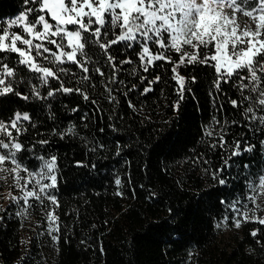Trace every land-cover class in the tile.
<instances>
[{
    "label": "snow or ice",
    "instance_id": "6c2138e0",
    "mask_svg": "<svg viewBox=\"0 0 264 264\" xmlns=\"http://www.w3.org/2000/svg\"><path fill=\"white\" fill-rule=\"evenodd\" d=\"M61 142L81 147L71 163L92 187L107 179L125 200L138 187L162 202L174 193L151 184L150 169H182L175 192L191 193L217 230L255 225L248 234L264 253V0H0V225L42 217L19 241H35L39 258L26 247L17 264H45L44 248L60 253L76 236L79 206L63 213L72 224L60 214ZM133 156L147 189L134 184ZM105 161L116 166L97 180ZM181 211L167 208V242L191 245ZM77 243L105 252L91 234Z\"/></svg>",
    "mask_w": 264,
    "mask_h": 264
},
{
    "label": "trees",
    "instance_id": "16d2710c",
    "mask_svg": "<svg viewBox=\"0 0 264 264\" xmlns=\"http://www.w3.org/2000/svg\"><path fill=\"white\" fill-rule=\"evenodd\" d=\"M155 96L150 97V102ZM191 114L190 123H195L201 118L189 107ZM207 115V111L204 113ZM169 115L171 113L169 112ZM61 154L66 153L63 161L66 165V182L63 184L64 207L60 210L62 221L72 224L74 215L65 217V211H72L79 206L81 219L76 221V236L71 245H62L60 253H55L49 248H44L43 253L47 257L45 264H187V251L194 250L197 255L193 257L192 264H264V253L259 251V246L248 234L249 225L243 231L217 230L209 222L208 217L213 213L203 212L195 206H191L190 196H180L175 192L173 183L183 175L182 169L173 168L170 175H162L155 168L150 169L151 184L158 185L164 192L174 193L166 196L162 202L147 200L146 190L137 187L135 199H121L112 195L113 189L108 187V180L104 179L105 187L99 185L92 187L85 175V171L77 169L71 163L74 159L85 158L80 146L76 143L61 142L56 145ZM134 184L144 183L149 187V179L146 178L137 167V157L133 156ZM35 163V162H33ZM97 180L108 175V169L116 165L113 161L102 162ZM190 183L195 184L193 178ZM101 193L100 196L95 195ZM227 194V193H226ZM85 200L89 203L85 204ZM181 209V227L190 235H195L191 245H185L178 241L175 244L167 242V224L169 222L168 206ZM186 217V219H183ZM203 217V218H202ZM42 219L39 210L36 209L30 220L24 221V227L20 228L17 220H9L0 225V264H17L19 257L30 248L34 259L39 258V245L34 241L31 245H22L19 241L25 239L29 233L31 220ZM109 224L104 225L103 221ZM97 223L98 229L89 231L90 225ZM152 225H159V230H154ZM264 227V226H262ZM196 231L193 233V229ZM81 233L91 234L103 242L105 252L99 253L94 249L84 250L78 246ZM100 233H104L100 236ZM175 237V234H173ZM198 242V243H197ZM249 247H255L257 251L249 254Z\"/></svg>",
    "mask_w": 264,
    "mask_h": 264
},
{
    "label": "rangeland",
    "instance_id": "374dc122",
    "mask_svg": "<svg viewBox=\"0 0 264 264\" xmlns=\"http://www.w3.org/2000/svg\"><path fill=\"white\" fill-rule=\"evenodd\" d=\"M240 23L241 24H245V23H248V21H247V18H245V17H240ZM8 191H9V189L7 188V186H4L2 183H0V205H2V204H6L7 203V201L4 199V197H6L7 196V194H8ZM36 220L35 219H33V220H31V224L29 225V233L32 235L33 233H35L34 231H32V229L36 226ZM27 235H26V237H25V239H28V233H26Z\"/></svg>",
    "mask_w": 264,
    "mask_h": 264
}]
</instances>
